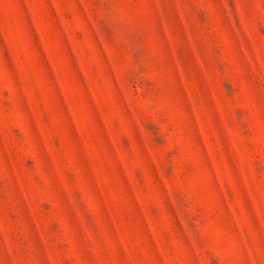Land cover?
Instances as JSON below:
<instances>
[{"label": "rangeland", "instance_id": "obj_1", "mask_svg": "<svg viewBox=\"0 0 264 264\" xmlns=\"http://www.w3.org/2000/svg\"><path fill=\"white\" fill-rule=\"evenodd\" d=\"M0 264H264V0H0Z\"/></svg>", "mask_w": 264, "mask_h": 264}]
</instances>
